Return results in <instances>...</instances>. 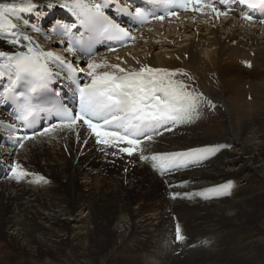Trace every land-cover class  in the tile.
Masks as SVG:
<instances>
[{
  "label": "bare ground",
  "instance_id": "obj_1",
  "mask_svg": "<svg viewBox=\"0 0 264 264\" xmlns=\"http://www.w3.org/2000/svg\"><path fill=\"white\" fill-rule=\"evenodd\" d=\"M27 2L0 0V9ZM61 2L30 0L27 11L37 20ZM198 24L193 33L189 24L175 33L164 48L169 58L163 66L191 70L198 92L213 107L194 115L182 129L185 137L171 134L161 141L171 150L210 144L202 163L193 164V155L170 165L154 163L146 154L145 165L130 161L117 167L93 149L73 171L74 160L57 144L29 145L26 158L51 183L26 187L16 184L19 176L0 183V264H195L200 253L211 257L201 264H221L224 252L229 262L264 264L258 257L264 236L251 241L264 234V26L236 20ZM131 51L148 52L142 45ZM205 106L200 101L198 111ZM255 128L262 134L250 137L251 143L245 136ZM175 145L179 148H170ZM224 180L233 185L230 199L204 190ZM172 183L174 190L168 188ZM173 191L169 200L167 192Z\"/></svg>",
  "mask_w": 264,
  "mask_h": 264
},
{
  "label": "snow or ice",
  "instance_id": "obj_2",
  "mask_svg": "<svg viewBox=\"0 0 264 264\" xmlns=\"http://www.w3.org/2000/svg\"><path fill=\"white\" fill-rule=\"evenodd\" d=\"M17 7L19 11H27L31 10L32 5L28 0L27 3L19 6L9 5L0 9V31L15 29V24L7 19V15L9 12L16 11ZM72 8L80 18L81 24L110 38L127 36L125 29L105 16L100 3L96 0H73ZM135 15L142 18L144 13L137 9ZM23 39L30 38L23 37ZM10 42L20 43L15 38ZM77 47L82 49L78 42L75 46L70 44L67 50L75 54ZM49 58L63 63L62 59L54 56L53 53L36 52L31 47L28 48L27 53L20 54L10 55L0 51V61H6V63H0V76L12 73L15 82L24 81L27 84L26 92L20 93L22 103L18 119L26 120L39 110L33 102V96L45 88L52 77V71L48 67ZM88 67L92 69L87 73L91 77V82L78 87L79 112L72 116L68 113V109L61 107L64 120L68 122L64 126L68 127L76 121H83L96 136L98 143L124 142L128 147L121 148V151L132 155L134 150L140 148V135H144L146 140L152 139L151 136L141 132L142 128H151L155 131L156 124L169 121L172 123L191 121L194 115L198 114L200 97L203 94L197 97L187 90L183 82L172 79L178 74L188 76L186 72L142 67L138 72L118 77L110 73L96 75L95 69L101 65L89 64ZM119 71L125 70L121 68ZM121 130L123 134H120ZM140 159L144 160L147 157L141 155ZM151 159L163 160L166 157L152 156ZM177 233V238L181 239L179 228Z\"/></svg>",
  "mask_w": 264,
  "mask_h": 264
},
{
  "label": "rangeland",
  "instance_id": "obj_3",
  "mask_svg": "<svg viewBox=\"0 0 264 264\" xmlns=\"http://www.w3.org/2000/svg\"><path fill=\"white\" fill-rule=\"evenodd\" d=\"M248 100V99H247ZM249 101V100H248ZM256 128L251 132V131H249L251 134H248L247 136H245L246 138V140H250V142L252 143V140L250 139V137H253V138H256V137H258V135H261L262 133H258V132H256ZM259 142H260V140H258L257 139V142H255L256 144L255 145H258L259 144ZM126 191V190H125ZM155 192V189H153L152 188V192ZM33 200V199H32ZM262 202H264V201H262ZM87 214V213H86ZM248 224H252V221H248ZM264 236V234L262 235V236H260V234H259V236L257 235V236H255V237H252L251 238V241L253 242V241H257V240H259V239H261L262 237ZM258 238V239H257ZM240 243H242V242H240ZM222 249V248H221ZM219 250V249H218ZM218 252V251H217ZM216 251H214L213 253H217ZM221 253V252H220ZM217 254H219V253H217ZM260 255V256H259ZM54 256H56V255H54ZM205 255H203L202 253H200V254H197V256H195V258H194V263L195 264H201V263H203L204 261H206L207 259H210L211 257H204ZM258 257H260V258H262V259H264V250H261L260 249V251H259V253H258ZM204 258H206V259H204ZM227 258H228V255L224 252V254L221 256V258H220V263L222 264H244V263H242V262H240V261H234V260H231L230 262L227 260ZM36 261H40L39 259H35ZM192 260V259H191ZM193 261H191V262H193ZM197 262V263H196ZM41 262H39V263H35V264H40ZM66 264H75L74 263V261L73 262H71V263H67L66 262Z\"/></svg>",
  "mask_w": 264,
  "mask_h": 264
}]
</instances>
